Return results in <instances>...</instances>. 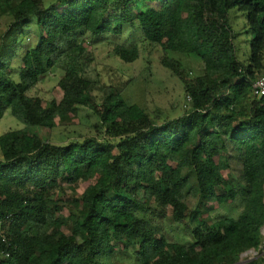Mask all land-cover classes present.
I'll return each instance as SVG.
<instances>
[{"label":"trees","instance_id":"trees-1","mask_svg":"<svg viewBox=\"0 0 264 264\" xmlns=\"http://www.w3.org/2000/svg\"><path fill=\"white\" fill-rule=\"evenodd\" d=\"M231 9L251 34L245 59ZM2 18L9 23L0 34V119L9 109L24 126L0 134V252L8 254L0 264H264V254L241 259L263 243L264 96L251 94V82L264 74V0H0ZM30 18L37 41L14 80ZM132 23L182 82L189 100L181 116L161 119L98 78L95 53L83 44ZM109 46L122 61L138 57L136 45ZM166 50L199 58L202 73L191 75ZM53 70L59 101L27 93ZM82 107L97 119L88 134L53 142L29 129H53ZM230 149L241 167L236 184L218 162ZM80 182L87 185L79 193ZM237 200L234 216H208V201ZM154 206H169L175 221L188 218L193 241L148 227L144 215Z\"/></svg>","mask_w":264,"mask_h":264},{"label":"rangeland","instance_id":"rangeland-1","mask_svg":"<svg viewBox=\"0 0 264 264\" xmlns=\"http://www.w3.org/2000/svg\"><path fill=\"white\" fill-rule=\"evenodd\" d=\"M57 0H42L45 6L56 2ZM65 5L60 7L63 10ZM230 22L234 31V43L236 51L240 59H245L249 53L250 32L245 30L246 22L243 13L235 9L229 10ZM29 24L24 29L25 37L21 40L13 56L11 64V74L14 80L19 78L20 58L24 51L33 46L37 41L38 31L37 25L33 18H30ZM9 23L8 18L0 19V34L4 32ZM89 39V35H87ZM89 41V40H88ZM109 42L115 44H124L126 46H137L138 57L132 62L122 61L116 55L108 53ZM146 46L145 49L143 46ZM83 48L95 53L97 64L94 65L97 76L102 82H107L122 90L123 97L131 103L138 104L145 108L153 115L163 118H176L181 116L184 109L188 107L187 98L184 94L183 84L178 77L171 74L170 71L163 67L160 63L162 53L160 49H149L143 41L142 34L136 23L124 25L121 34H101L90 39V43L83 44ZM166 55L170 58L179 60L185 67L189 69L191 75H199L202 73V61L192 55L186 53L166 50ZM89 75L95 76L93 65ZM60 76L59 70H53L39 80V82L31 88L27 93L29 95H37L43 99H55L59 101L62 97V90L58 85ZM101 91L100 87L97 90ZM102 92H100L97 97ZM94 114L86 107L78 110V114L64 124H58L53 129L49 128H29L31 132H36L44 140L60 142L66 138L88 134L89 125L96 122ZM24 125L15 119L10 110L5 111L0 119V134L9 129L21 128ZM221 164V173L224 177H231L234 184L239 180V172L235 170L236 159L231 161L230 170H228L227 161L223 155L218 157ZM229 171V172H228ZM193 179V178H192ZM86 182H80L77 185V191H83ZM200 196H190L186 202L189 208H193L199 201ZM208 206L212 209L207 213L211 219H217L222 215H235L240 209L238 200L224 205H217L213 201H208ZM148 227L154 229L156 234H163L170 241H180L183 243L192 242V223L188 218L180 221L173 220L171 216V208L169 206H154L152 210L144 215ZM263 235V243L260 250L250 249L241 254V259L246 260L254 258L260 254H264V226L261 228Z\"/></svg>","mask_w":264,"mask_h":264},{"label":"built area","instance_id":"built-area-1","mask_svg":"<svg viewBox=\"0 0 264 264\" xmlns=\"http://www.w3.org/2000/svg\"><path fill=\"white\" fill-rule=\"evenodd\" d=\"M251 94L256 98H262L264 96V74L259 75L251 82ZM189 100V96L186 97ZM1 240L5 242L4 236L0 234ZM4 255L8 256L7 253L0 252V257Z\"/></svg>","mask_w":264,"mask_h":264},{"label":"crops","instance_id":"crops-1","mask_svg":"<svg viewBox=\"0 0 264 264\" xmlns=\"http://www.w3.org/2000/svg\"><path fill=\"white\" fill-rule=\"evenodd\" d=\"M228 155V157L230 158L228 161H227V165H228V170H230V167H231V161H233L235 158L232 156V150L230 149L229 151H228V153H227ZM230 155V156H229ZM240 164L237 162V163H235V170H233V172H239V170H240ZM229 172V171H228Z\"/></svg>","mask_w":264,"mask_h":264},{"label":"water","instance_id":"water-1","mask_svg":"<svg viewBox=\"0 0 264 264\" xmlns=\"http://www.w3.org/2000/svg\"><path fill=\"white\" fill-rule=\"evenodd\" d=\"M239 263V262H238Z\"/></svg>","mask_w":264,"mask_h":264}]
</instances>
